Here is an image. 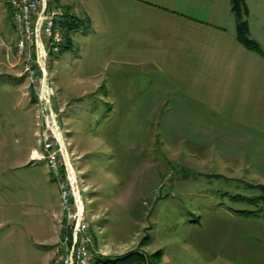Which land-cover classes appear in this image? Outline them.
Returning a JSON list of instances; mask_svg holds the SVG:
<instances>
[{
	"label": "rangeland",
	"instance_id": "obj_1",
	"mask_svg": "<svg viewBox=\"0 0 264 264\" xmlns=\"http://www.w3.org/2000/svg\"><path fill=\"white\" fill-rule=\"evenodd\" d=\"M48 2L68 15L48 83L91 264L130 251L141 264H264V0L241 10L259 50L237 39L230 0ZM16 39L0 0V264H54L60 196L32 158L42 114Z\"/></svg>",
	"mask_w": 264,
	"mask_h": 264
},
{
	"label": "built area",
	"instance_id": "obj_2",
	"mask_svg": "<svg viewBox=\"0 0 264 264\" xmlns=\"http://www.w3.org/2000/svg\"><path fill=\"white\" fill-rule=\"evenodd\" d=\"M6 1L17 26L15 51L23 58L20 76L42 114L38 135L42 151L35 152L32 158L46 162L60 196L64 233L56 248L54 264H91L98 254L94 232L81 195L80 178L76 176L63 131L51 108L53 91L48 83L50 55L60 53L67 45L61 24L68 15L61 8L52 7L48 0Z\"/></svg>",
	"mask_w": 264,
	"mask_h": 264
},
{
	"label": "trees",
	"instance_id": "obj_3",
	"mask_svg": "<svg viewBox=\"0 0 264 264\" xmlns=\"http://www.w3.org/2000/svg\"><path fill=\"white\" fill-rule=\"evenodd\" d=\"M230 4H231V9L233 12L236 13V18H238L237 22H236V35H237V39L243 43L244 45H246L248 48L251 49H256L259 50V46L258 44L250 39L247 35V26L244 20H241V10L242 8H245L244 5V0H230ZM75 20H73L72 23L68 22V25L71 24H75ZM72 26V25H71ZM68 38V37H67ZM66 38L67 42L68 39ZM135 251H130V252H125L120 254L119 256H115L113 258L107 257L104 259H99L97 258V260L95 261L96 264H141V261H136L133 263V258ZM132 258V259H130ZM137 258V257H135ZM99 259V260H98Z\"/></svg>",
	"mask_w": 264,
	"mask_h": 264
}]
</instances>
